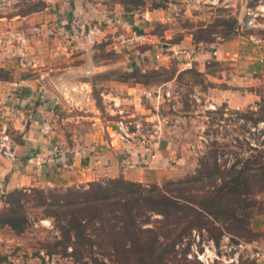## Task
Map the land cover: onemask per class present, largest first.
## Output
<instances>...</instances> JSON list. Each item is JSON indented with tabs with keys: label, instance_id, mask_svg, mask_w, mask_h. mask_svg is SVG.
<instances>
[{
	"label": "rangeland",
	"instance_id": "obj_1",
	"mask_svg": "<svg viewBox=\"0 0 264 264\" xmlns=\"http://www.w3.org/2000/svg\"><path fill=\"white\" fill-rule=\"evenodd\" d=\"M46 1L0 0V33L3 28L23 30L30 44L28 66H21L15 56L7 60L17 77H33L41 85L35 99L14 104L16 111L0 110V216L15 207L11 202L18 198L17 190L24 194L20 210L27 215L22 231L0 222V264H78L67 255L70 246L62 250L58 221L47 215L43 200L52 210V194L122 176L145 189L157 186L171 195L181 189L187 198H203L214 183L220 186L232 174V167L243 169L252 154L264 157V121L254 122L264 114V0H65L66 8H53L57 15L45 18L54 27L44 44L38 42V16L9 26L1 18L11 11L42 9L50 5ZM249 11L259 13L253 18L262 26L243 25ZM123 23L146 39L123 41L129 35ZM71 25L78 29L76 36ZM57 26L68 30L58 33ZM87 28L99 30L91 40L81 33ZM231 30L235 34L229 40L243 36L237 51L231 46L218 50ZM54 32L60 40L55 43ZM206 50L216 52L205 58ZM19 85L17 89L24 87ZM44 101L47 112L37 113L35 107ZM119 119L135 126L126 141L116 133ZM43 121L50 123L46 134L39 130ZM28 133L42 139L30 138L36 142L27 147ZM130 147H137L142 161L123 160ZM213 154L217 177L203 173L201 181L183 186L190 182L185 180L198 178L203 168L199 162L213 165ZM73 158L77 169L98 178L68 182V172L75 178L67 169ZM249 166L244 168L249 175L259 172L253 163ZM245 213L249 218L241 224L210 218L187 228L181 223L173 233L181 232L187 241L193 230L204 231L219 255L223 235L232 243L264 246V188L247 196ZM142 219L144 227L165 222L157 213ZM85 227L103 245L98 223L86 220ZM182 246L171 254L170 264H201L184 259ZM94 250V256L109 263L100 254L106 251L104 245ZM231 264H264V251L241 253Z\"/></svg>",
	"mask_w": 264,
	"mask_h": 264
},
{
	"label": "trees",
	"instance_id": "obj_2",
	"mask_svg": "<svg viewBox=\"0 0 264 264\" xmlns=\"http://www.w3.org/2000/svg\"><path fill=\"white\" fill-rule=\"evenodd\" d=\"M230 33L224 37L226 40L235 31L231 30ZM261 110L264 111V106ZM258 121H264V114L254 120L256 123ZM251 158L243 169L232 167V174L220 186L216 187L214 183L213 189L203 198H187L180 192L181 189H178L177 195H171L167 189L157 186L145 189L139 183L118 176L102 182H90L86 189L67 188L65 192L50 195L54 200L50 205L55 206L52 210L45 200L43 204L47 215L58 221L62 250L65 252L70 246L67 255L78 264H170L171 254L177 252L179 244L184 241V237H180L181 232L173 233L181 223L183 228H187L210 218L213 221L234 220L238 224L247 222V196L264 188V157L262 154H252ZM211 159L213 165L208 161L199 162L203 168L197 171L198 178L185 180L190 182H184L183 186L192 181H201L203 173L208 177H217L215 154L211 155ZM249 163H253L259 172L249 175L244 169H251ZM39 192L42 193V190ZM17 193L18 198L11 202L15 207L2 214L0 222L22 231L27 223V215L20 210L23 204L20 200L24 194L20 190ZM232 200L236 204L230 206L228 202ZM147 213L160 214L165 222L144 227L142 217ZM86 220L89 225L98 223L100 226L106 249L100 254L109 263L94 256V246L100 248L103 245L91 238L85 227ZM186 251V246L179 248L184 259Z\"/></svg>",
	"mask_w": 264,
	"mask_h": 264
},
{
	"label": "crops",
	"instance_id": "obj_3",
	"mask_svg": "<svg viewBox=\"0 0 264 264\" xmlns=\"http://www.w3.org/2000/svg\"><path fill=\"white\" fill-rule=\"evenodd\" d=\"M26 1H28V0H26ZM46 2H49L50 5H48L46 3V5L42 9L27 11V12H21V13L17 12V11H11V13H8L6 17L2 16L1 18L5 19L6 21L4 23L9 26V25H12L13 23L24 24L22 22L30 21V20H32L31 17L38 16V18L40 19V22H41L38 25L39 31H40L38 42L40 44H44L45 40H47V39H45V36H47V32H49V30H51V28L54 27V26H52L51 23L49 25L46 24L48 22H46L45 18L47 16L50 17L51 15L56 14L55 12L51 11V9H53V8L57 9L56 12H59V8H66V1L65 0H48ZM73 3H74V1H73ZM76 3H77V1H75V4ZM28 28H29V26H28ZM54 29L58 33H61L62 31L68 30V28H65L64 26H57ZM6 30H7V28H3V31L0 33V36H1V34L5 33ZM58 33L54 32V34L56 35V37L53 38L54 43L58 40V37H57ZM240 37H243V36H240ZM240 37L238 36L235 39L224 41L220 45V47H218V50H221V48L224 49L225 46H231V49L233 48V49H235V51H237L238 46H239L240 42L242 41ZM258 39H260V38H258ZM33 41H35V40H33ZM58 41H60V40H58ZM206 51L207 52L203 55V56H205V58L207 56H211L213 52H216V50H211V52H209L208 50H206ZM223 58H225V56H223ZM14 69H15L14 65L10 61H8L7 58H5L3 56V54L0 52V101H1L0 102V110L2 113H7V112L11 113V111H13V110L16 111L17 108L14 107V104L16 102L35 99L36 89L37 90L40 89V91H41V85L38 81L37 82L39 83V86H38V84H36V79H34L33 77L24 76V75L22 77H20V76L17 77L14 73L15 71H13ZM11 70L13 72H11ZM38 73H39V75L40 74L44 75V72H42V71H39ZM4 75H8V77H6V76L4 77ZM50 80H52V79H50ZM48 82H49V80H48ZM19 84L20 85L23 84L24 87L23 88L20 87V89L19 88L17 89L16 86ZM44 104H45V101H44V103H41L37 107H35V109L37 110V113H43V111L47 112L46 111L47 108H45V106L47 107L48 104L47 105H44ZM24 136L27 137V135H24ZM31 136L32 135L29 134L28 140L25 141V145L28 144L27 147L33 146L31 144H33V142H36V141H30L31 139L32 140H41L42 139V137H40V139H33ZM35 136H37V138H38V135H35ZM127 152H128V155L125 157L123 156L124 161L134 163L139 159L141 161L143 160L142 153L140 155L139 151L137 150V147H130L129 149H127ZM124 155H126V153H124ZM146 157L147 156H144L145 159H146ZM38 158H40V157L37 156L36 159H38ZM33 159H35V158H33ZM147 159H148V157H147ZM76 164H77L76 158L75 159L73 158L72 162L67 165L68 171H70V172L74 171L75 172V178L71 177L69 172L67 173V174H69L67 177L68 182H70V181L71 182H78V181L83 182L86 180L98 178L99 174L98 175H96V173L93 174L90 171H88L87 169L85 170L84 168H82V171H81V170L77 169ZM149 166H151V165L149 164ZM78 171H81V174H83V175H81ZM125 176L127 177V175H125ZM127 178H129V177H127ZM129 179H131V178H129Z\"/></svg>",
	"mask_w": 264,
	"mask_h": 264
},
{
	"label": "built area",
	"instance_id": "obj_4",
	"mask_svg": "<svg viewBox=\"0 0 264 264\" xmlns=\"http://www.w3.org/2000/svg\"><path fill=\"white\" fill-rule=\"evenodd\" d=\"M260 10H264L261 9ZM259 10V11H260ZM247 19L244 21L243 25L246 27H254V26H262L263 24L258 23V21H254L256 15L259 13H252L249 11ZM250 16V18H249ZM123 25L128 29L129 35L127 37H122V40L125 42H133V41H141L146 39V35L143 33L138 32L137 30L131 29V26ZM37 27H33L32 32L37 31ZM73 35L76 36L78 29L75 25H71L69 28ZM97 28H87L82 30L81 33L85 34V38L87 40H91L95 34L98 33ZM120 36H123L121 34ZM251 36V35H250ZM29 45V38L23 30H6L0 36V52L3 54L4 57L9 58V56H15L14 58L18 59V62L21 66H28L30 64V60L27 59V52L26 47ZM210 106V105H209ZM132 123L126 121L125 119H119L117 121L116 133L118 139L120 141H126L127 136L129 133L134 131L135 129L132 128ZM50 129V123L48 121H43L39 127L41 133L46 134ZM204 231H192V239L182 242L181 246H186V256L188 258H193L198 260L201 264H214L215 261H220L221 264H231L232 262H237L238 255L244 252L249 251L250 254H260L264 251V246L258 247L254 243H244V242H236L232 243L230 238L226 235H223V241L221 248L222 252L221 255L218 254L216 249V243L214 239L209 237ZM202 236H201V235ZM256 249V250H253ZM261 250H260V249Z\"/></svg>",
	"mask_w": 264,
	"mask_h": 264
}]
</instances>
